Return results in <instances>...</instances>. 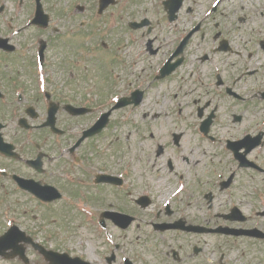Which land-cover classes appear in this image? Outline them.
I'll list each match as a JSON object with an SVG mask.
<instances>
[{
  "label": "flooded vegetation",
  "instance_id": "af4514ba",
  "mask_svg": "<svg viewBox=\"0 0 264 264\" xmlns=\"http://www.w3.org/2000/svg\"><path fill=\"white\" fill-rule=\"evenodd\" d=\"M100 1L0 0V181L6 182L0 189L15 190L17 180H32L82 198L88 224L104 229L115 250L123 245L128 256L122 264L126 259L132 264H264V188L256 187V178L264 176L256 156L264 130L258 128L260 110L249 101L262 100L264 92V31L259 37L253 28L243 63L236 35L215 17L219 7L255 14L254 8L202 0L214 15V32L186 45L181 64L167 76L182 75L171 95L157 84L167 78H160L165 62L152 60L134 71L121 66L124 86L117 92L105 79L93 82L91 60L56 59L65 46L60 32L85 35L81 27L87 24L79 15L91 8L93 21ZM37 2L53 18L48 27L32 24ZM66 2L72 4L69 14L55 18L52 10ZM260 12L264 16V3ZM124 18L122 35L129 30L126 13ZM155 24L161 25L158 18ZM150 33L141 31L139 39ZM170 36L168 58L185 35ZM161 41L155 34L142 46L156 55ZM131 79L136 86L129 91ZM113 92L129 103L117 110H136V124L126 129L127 124L112 123L110 114L98 132L85 135L111 110ZM160 93L176 103L170 122L158 120ZM199 114L226 122L212 125L210 137ZM192 115L198 124L187 122ZM259 133L263 139L256 147ZM77 257V264L117 261L114 251Z\"/></svg>",
  "mask_w": 264,
  "mask_h": 264
},
{
  "label": "rangeland",
  "instance_id": "374dc122",
  "mask_svg": "<svg viewBox=\"0 0 264 264\" xmlns=\"http://www.w3.org/2000/svg\"><path fill=\"white\" fill-rule=\"evenodd\" d=\"M236 0H232L235 2ZM242 0H237L236 2H241ZM243 4L249 8L261 6L260 2L251 1V0H243ZM60 5V3H58ZM54 6V5H52ZM92 4H87L89 8ZM160 6V2L154 3L153 0H140L135 3L132 1L126 3L127 11L133 12L136 9L139 12H149L150 16H152V12L158 10ZM72 8V4L70 2H66V4H62L58 11L52 10L54 12V16L61 18ZM160 10V9H159ZM92 9H88L83 14L79 15V19H85L86 26L82 29L85 34L88 33L90 27L96 26L97 28H101L100 32L96 31V35L91 38L86 37V35L81 36H69L67 32L63 34L60 32L62 37L61 40L65 41L63 46L60 41V54L56 57L58 60L72 59L74 55V59L83 58V55H86L92 61H96V64H90L91 77L93 82L98 83L99 81L106 80V82L111 81L107 74V68H113L118 71L120 68V60L126 58V54L121 53V50L118 48L121 34H120V26H121V13H122V4H118L116 7L110 9L103 19H96V22L91 19ZM227 18V17H226ZM244 19V17H243ZM252 20L258 22V18L255 17L253 13L248 14L242 23L239 24L238 28L232 27L231 30L235 31V35H239L238 38H243L246 36V33L250 31V26L252 25ZM107 22L108 25L102 26L101 23ZM234 23V22H233ZM104 28V29H103ZM108 30H111L110 34L106 33ZM105 34V35H102ZM96 37V39L94 38ZM105 40L106 43L111 45V50L108 52V56L103 54L100 55L102 60L96 59L95 55H98V50H93L92 52L86 51L82 52L85 41L87 44L94 45L98 44L99 40ZM97 40V42H96ZM67 44H70V48L66 50ZM76 48V51H73V48ZM131 50L133 46L131 45ZM106 59V60H105ZM127 60H131V57H127ZM103 64V65H102ZM107 66V67H106ZM175 87V83L173 84V88ZM167 86L164 85L161 91H165ZM160 97L163 101L164 106L160 102L159 112L154 111L155 113H159V121L160 122H170L173 116L171 115L172 104L170 101V95L167 94L164 96L160 93ZM115 115V121H118L122 113ZM264 114L260 115V117ZM137 115V114H134ZM221 123H225V119L221 116ZM259 120V118H258ZM263 120V119H262ZM130 126V125H129ZM131 129L133 128L130 126ZM219 131H222L221 128H218ZM264 152V149H263ZM262 179L260 176L256 178V186L261 187ZM4 183V181H0V184ZM6 183V182H5ZM258 184V185H257ZM1 188V186H0ZM7 192L0 190V232L2 230H7L9 225L12 222L19 225L22 229L26 230L30 235L34 234V238L40 243L45 244L55 250H78L81 246L82 249L89 253L94 252L99 248L100 243L90 241L91 234L89 233L88 227L86 226V207H83L77 203H74V196L72 192H68L71 200L67 201L65 198L51 206H44L39 204L37 201L31 199L28 195H22L16 191L6 190ZM131 233V229L128 231ZM133 232V231H132ZM96 245V246H95ZM95 246L94 250L93 247ZM80 247V248H81ZM28 257L31 260L32 264H46L43 260L33 251L27 249ZM0 264H20L17 261H4L0 260Z\"/></svg>",
  "mask_w": 264,
  "mask_h": 264
}]
</instances>
